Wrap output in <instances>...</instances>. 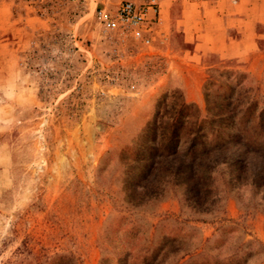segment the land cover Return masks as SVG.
<instances>
[{"label": "rangeland", "instance_id": "obj_1", "mask_svg": "<svg viewBox=\"0 0 264 264\" xmlns=\"http://www.w3.org/2000/svg\"><path fill=\"white\" fill-rule=\"evenodd\" d=\"M96 1L0 0V264H264V0H163L148 47ZM218 37L244 54L194 55ZM198 127L262 136L174 186Z\"/></svg>", "mask_w": 264, "mask_h": 264}, {"label": "trees", "instance_id": "obj_2", "mask_svg": "<svg viewBox=\"0 0 264 264\" xmlns=\"http://www.w3.org/2000/svg\"><path fill=\"white\" fill-rule=\"evenodd\" d=\"M185 138L189 143L188 149L185 151V155L179 154L182 160L177 161L176 165L172 166V157L173 153H168L167 156L163 157V159H159L157 164L160 165L163 163L165 165L166 170H168V178L170 181L177 180L174 183V186H186L188 188H196L202 187L203 189H208L209 184L211 183V176L206 170L211 169V167L216 166L217 160L222 158L225 155V150H232V145L240 146L243 143L241 149V153L238 152V155L235 156L237 152H233V156L227 159V164L231 167H234L236 163H238V159H240L241 155L247 153L248 149L254 147V145L259 142L262 134H257L255 132H240V134L236 136L228 135L227 138L231 139L228 143L221 140V142H215L211 144H207V134L204 133L203 129L196 128L194 130H190L189 133L185 134ZM212 140L216 137L213 136V133H210ZM181 137L176 128H174L170 135L166 139H163L166 145H171V149L177 145L178 141H180ZM164 144V143H163ZM235 147L236 149H240V147ZM168 149V148H167ZM169 150V149H168ZM168 157L171 158L168 160ZM161 160V161H160ZM151 162V161H150ZM172 166V167H171ZM148 168L147 166H144ZM143 167V168H144Z\"/></svg>", "mask_w": 264, "mask_h": 264}, {"label": "built area", "instance_id": "obj_3", "mask_svg": "<svg viewBox=\"0 0 264 264\" xmlns=\"http://www.w3.org/2000/svg\"><path fill=\"white\" fill-rule=\"evenodd\" d=\"M162 1L97 0L94 14L100 34L122 42L132 41L146 47L150 46L153 28L161 21ZM228 1L237 4L239 0Z\"/></svg>", "mask_w": 264, "mask_h": 264}, {"label": "crops", "instance_id": "obj_4", "mask_svg": "<svg viewBox=\"0 0 264 264\" xmlns=\"http://www.w3.org/2000/svg\"><path fill=\"white\" fill-rule=\"evenodd\" d=\"M248 29H252V28L248 27ZM245 30H247V29H245ZM216 38L213 39V41H212L210 47H208V49H205V47H202L201 42L197 43L196 48H199V51H197L195 48V51L193 52L194 55L197 56L199 58V60H201V56L203 54L222 53V52H224V50H226V52H230V53L232 52L231 55H236V54L238 55L241 53L239 50L236 51L235 47L239 46L241 44V42L243 41L242 39H240V40L235 39V40L227 41V40H223L219 37H218L219 38L218 40H215ZM243 43L245 44L246 51L251 52L252 50L249 48H252V44L255 43V40L245 36ZM243 52H245V50ZM241 54H244V53H241Z\"/></svg>", "mask_w": 264, "mask_h": 264}]
</instances>
